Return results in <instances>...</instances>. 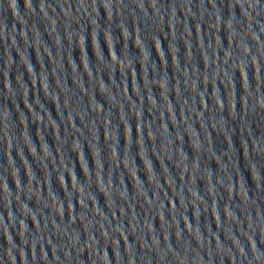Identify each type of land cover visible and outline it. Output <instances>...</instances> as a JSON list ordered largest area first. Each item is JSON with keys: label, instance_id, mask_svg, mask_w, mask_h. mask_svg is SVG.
Instances as JSON below:
<instances>
[{"label": "water", "instance_id": "water-1", "mask_svg": "<svg viewBox=\"0 0 264 264\" xmlns=\"http://www.w3.org/2000/svg\"><path fill=\"white\" fill-rule=\"evenodd\" d=\"M0 264H264V0H0Z\"/></svg>", "mask_w": 264, "mask_h": 264}]
</instances>
